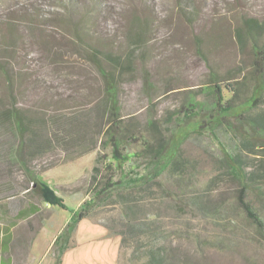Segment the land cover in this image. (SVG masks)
<instances>
[{
    "label": "rangeland",
    "instance_id": "obj_1",
    "mask_svg": "<svg viewBox=\"0 0 264 264\" xmlns=\"http://www.w3.org/2000/svg\"><path fill=\"white\" fill-rule=\"evenodd\" d=\"M15 2L0 0V15L9 13L17 4ZM21 2L18 0V3ZM143 2H147L154 21L149 26L147 43L133 51V71L129 73V79L121 84V113L125 119L142 128L143 138L148 137L147 122L155 120L160 131L172 138V145L157 170L158 164L149 163L147 158L139 156L142 141L129 142L123 152L130 156L116 170L112 178L114 188L99 197H94L93 192L100 187L106 173L102 162L95 163L98 149L40 173L39 179L64 196V201L63 206L52 204L49 208L53 210L47 218L49 228L37 237L34 253L40 257L51 239L52 229L66 220L68 222L73 214L77 217L81 210H87V215L75 225H79L83 232L99 223L108 228L124 229L123 225L131 215L126 213L123 198L132 196L138 200L134 204L137 206L136 216L143 217L142 222L153 218V229L160 233L154 239L170 253L173 264H264V202L261 197L247 192L246 200L263 223L260 227L237 203V179L221 162L222 150L236 152L241 147L242 138L235 130L223 125L195 126V122L203 117L208 119L207 114L214 105L201 87L207 81L210 65L222 76L227 72L242 71L239 78L246 77L242 89L250 95L258 86L259 108L264 109V83L258 78L259 84L254 81L255 74H259V79L263 74L258 73L254 60L258 63L263 61L252 50L251 41L245 40L241 44L236 36V29L244 18L255 17L264 21V0H111L112 6L118 9L113 6L112 15L102 24L105 32H109V38L117 37V40L123 41L129 21L127 16L131 12H139ZM35 3L44 8L42 0H35ZM189 13L191 16L188 19ZM200 41L198 47L197 42ZM259 42L264 52V35ZM73 64L75 67L66 71L70 72L71 79L77 81H72L70 86L73 88L64 89L65 85H62L60 89L66 95L76 96L77 100H69V104L85 103L84 107H89L95 94L91 86L98 82L97 72L80 59L79 63L74 61ZM60 70H64L63 66L44 56V77L47 80L61 83L55 77ZM143 70L149 73V86L143 83ZM229 82L231 80H226V83ZM193 102L198 106L196 113L189 111L191 107L188 104ZM178 141L181 142L177 155L185 164L178 171L183 175L182 184L189 187V191L202 194L207 192L208 187L211 188L207 193L208 210L211 211V206H218L220 212H202L185 195H180L183 186H180V180L178 182V173L171 169L168 162L170 155L176 151ZM65 155L59 153L52 157ZM252 158V162H257L256 158ZM44 160L47 162V158ZM95 164L99 168L96 184L91 183ZM99 170L102 173L99 174ZM61 184L76 185L78 190L73 194L60 191ZM26 186H29L27 193ZM31 187L27 175L19 166L7 167L0 163L1 224L10 225L12 221L15 225L18 221L15 213L29 196L38 205L41 204ZM42 204L47 205L44 201ZM41 216L42 212L35 215L37 222ZM83 232L73 254L91 261L95 257L96 264L108 262L112 248H100L97 249L99 254L93 253L95 244L87 247L83 240L89 234ZM13 234L16 236V229H13ZM148 239L145 234L140 236L142 247L148 244ZM58 245H51L50 254L57 251ZM123 250L129 249L124 247ZM114 260H117L116 257ZM118 261L125 264L120 254Z\"/></svg>",
    "mask_w": 264,
    "mask_h": 264
},
{
    "label": "trees",
    "instance_id": "obj_2",
    "mask_svg": "<svg viewBox=\"0 0 264 264\" xmlns=\"http://www.w3.org/2000/svg\"><path fill=\"white\" fill-rule=\"evenodd\" d=\"M21 1L18 3L16 0L17 4L9 13L0 15V163L7 167L19 166L27 175L33 193L41 201L59 206H63L62 198L38 175L91 150H99L95 163L102 162L106 173L100 187L94 190V197L114 188L112 178L130 156L123 149L131 141H142L139 156L147 158L149 163L158 164L159 170L168 147L172 145V138L166 137L153 119L147 122L148 137L143 138L142 128L123 117L119 103L121 84L133 71V51L147 43L149 26L154 21L147 2H143L139 12H131L127 16L128 26L121 42L117 37L109 38V32H105L102 25L113 13L111 0H42L44 8L35 0ZM120 14L124 16L121 11ZM190 16L189 13L187 18ZM263 35L264 21L255 17L244 18L236 29L241 44L245 40L251 41L252 50L263 61L258 63L254 60L258 73H263L260 79L259 74L254 75L258 84L264 83V52L259 42ZM197 45L199 47L201 41ZM200 52L204 54L202 50ZM44 56L63 66L64 70L55 76L61 83L44 77ZM71 58L76 63L80 59L97 72L98 82L91 86L95 94L89 107H84L85 103L78 104L76 96L66 95L60 89L62 85H65L64 89L70 88L72 81H77L71 79L70 72L66 71L75 67ZM209 67L207 81L201 87L214 105L207 114L208 119L203 117L195 122V126L223 125L240 135L241 147L236 152L223 149L221 162L237 179V203L251 220L263 227L258 214L246 200L250 191L264 202V109L259 108L258 86L247 95L242 89L246 77L239 78L242 71L227 72L222 76L213 66ZM142 79L144 85H150L146 70H143ZM226 80L231 82L226 83ZM69 100H75V103L69 104ZM188 105L191 113L197 112V103ZM180 142L175 144L176 151L167 160L171 169L178 173V182L180 180L179 184L183 186L180 195H185L202 212H220L218 206H211V211L208 210L207 193L211 188L202 194L189 191V187L182 184L183 175L178 171L185 164L177 155ZM105 149L107 151L101 152ZM59 153L66 155L52 157ZM48 157L52 158L48 160ZM252 157L257 162H252ZM98 169L96 164L92 167L91 183H97ZM77 190L76 185L60 186L63 192L73 194ZM137 201L132 196L123 198L130 219L123 225L124 229L109 227L120 236L121 259L125 264H173L170 253L154 239L160 233L153 229V218L142 222L143 217L136 216L137 206L134 204ZM86 215L87 210H81L77 217L73 214L69 219L54 241L59 243L57 252L61 253L71 245L70 236L75 222ZM142 234L150 238L145 247L139 241ZM124 247L129 250L122 251ZM118 264L121 263L118 261Z\"/></svg>",
    "mask_w": 264,
    "mask_h": 264
},
{
    "label": "crops",
    "instance_id": "obj_3",
    "mask_svg": "<svg viewBox=\"0 0 264 264\" xmlns=\"http://www.w3.org/2000/svg\"><path fill=\"white\" fill-rule=\"evenodd\" d=\"M42 177V179H44V176ZM28 191L29 190L26 189L25 193ZM55 192L57 193V191ZM56 195H59V197H61L64 201V196L58 193ZM42 202L43 201H41V204L38 205L29 196V198H27L23 203L22 207L17 209L15 213L18 219L15 225L12 224V221H10V225H4L0 223V264H96L95 260L97 261V259L95 257H93L94 259L91 261L88 259L78 258L73 254L76 253L73 251L78 248L80 234L83 232L80 230L79 225L75 226L73 232L71 233V245H69L61 253L55 251L53 255L50 254V247L51 245L55 244L54 241L56 237L61 235L67 220L59 224L54 230L52 229L51 239L46 244L45 251L43 249L42 255L38 257L34 253L36 248L35 243H37L36 239L40 233L49 228V220L47 218L51 215V213H53V210L49 209L51 208V205L47 203V205L44 206ZM54 205L59 206L57 204ZM38 212H42L39 222H37L35 218V215ZM13 229H16V236L13 234ZM83 233L89 234L84 236L83 240L87 247L91 248L95 244L92 247V250L94 251L93 253L99 254L97 249L100 250V248H104V250L108 247L112 248V252L109 251L110 258L105 264H118L120 247L119 235L116 237L107 226L101 223L98 225L89 226V228H87V230ZM93 234L97 236H94ZM15 237L16 240L14 241ZM4 238H6V240H4ZM14 242L15 244H13ZM45 255H47V258H44ZM48 255L51 257H48ZM57 257L59 260L56 262ZM115 257L117 260H114ZM99 258L101 259L100 256Z\"/></svg>",
    "mask_w": 264,
    "mask_h": 264
}]
</instances>
